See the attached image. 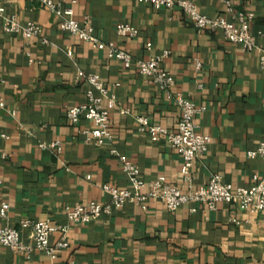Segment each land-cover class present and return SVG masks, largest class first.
Masks as SVG:
<instances>
[{"label":"crops","instance_id":"obj_1","mask_svg":"<svg viewBox=\"0 0 264 264\" xmlns=\"http://www.w3.org/2000/svg\"><path fill=\"white\" fill-rule=\"evenodd\" d=\"M55 1L71 7L76 19L89 18L100 40L133 58L168 50L160 66L173 75L174 85L162 90L136 69L108 58L106 50L60 30L58 17L38 0H0L5 7L0 16V98L5 103L0 107V206L8 205L0 223L18 228L28 241L30 230L20 228V221L48 220L67 226L68 241L54 262L38 250L14 252L0 245V264H264V211L223 202L214 210L197 203L194 211L190 204L170 211L161 200L149 199L146 209L125 203L87 223L65 215V208L77 202L107 201L103 184L130 187L120 156L134 163L145 180L163 175L182 185L181 156L165 137L152 140L140 132L135 120L145 116L175 131L176 93L204 107L194 123L211 137L194 161L195 187L214 174L243 187L253 184L254 175L262 176V161L249 158L247 151L264 140V0H229L233 12L253 14L251 50L227 41L219 29L195 27L178 6L156 10L138 0ZM191 1L203 15L233 19L222 0ZM9 17L21 25L37 23L41 34L26 39L6 32L2 26ZM120 23L136 27L137 35L119 36ZM78 71L98 74L115 96L108 145L84 142L82 130L91 123L84 118L72 123L66 116L69 107L85 100L86 83L77 79ZM55 140L63 146L59 154L39 146ZM57 238L58 233L50 235L51 242Z\"/></svg>","mask_w":264,"mask_h":264},{"label":"built area","instance_id":"obj_2","mask_svg":"<svg viewBox=\"0 0 264 264\" xmlns=\"http://www.w3.org/2000/svg\"><path fill=\"white\" fill-rule=\"evenodd\" d=\"M38 1L58 17L60 30L78 40L88 42L98 49L106 50L108 58L118 60L126 69H136L140 74L149 77L162 90L170 91L174 85L173 75L160 66L163 58L168 55V50H163L160 54H153L147 58H133L127 51L117 48L113 42L100 40L94 34L89 18L76 19L71 7H62L55 0ZM138 1L149 3L156 10L178 6L192 20L195 27L210 30L219 29L227 41L239 44L246 50L255 47V36L250 29L253 14L242 11L233 12L229 0L222 1L227 5L228 11L232 12V20L203 15L191 0ZM4 10L5 7L0 4V16ZM2 27L6 32L20 33L26 39L41 34V27L37 23L27 22L25 25H21L13 17L5 19ZM116 32L119 36L134 37L137 35L138 29L128 23H120L116 26ZM146 48H151V42L146 43ZM71 53V50H67L68 55ZM260 62L264 67V51L260 56ZM76 77L77 79L82 78L86 83L85 100L69 107L66 110V116L72 123H77L81 118L91 123V127L82 130L84 142L95 146L108 145L112 142L109 114L117 105L115 96L98 74H85L78 71ZM174 99L179 107L175 131H168L159 124L151 123L145 116H136L135 120L140 132L148 133L152 140L165 137L181 156L182 185L169 183L163 175H159L153 180H145L134 163L120 156L122 170L128 177L130 187L118 188L103 184L102 188L109 199L107 201L77 202L73 206H67L65 215L69 221L87 223L104 215H110L114 209L122 207L125 203H133L146 209L149 199L161 200L166 209L170 211L176 210L184 204H190L191 210L194 211L193 205L197 203L214 210L220 202L234 204L241 210L264 211V140H260L254 149L247 151L249 158H259L263 163V174L261 177L254 175L252 185L249 187L233 186L223 182L220 175L214 174L207 184L195 187L192 183L194 161L207 150L211 142L210 135L201 132L194 123V116L204 107H198L193 100L180 93H176ZM4 104V100L0 98V107H4ZM122 112L128 113L127 110ZM39 146L43 149H52L58 154L63 149L62 143L58 140L49 143L42 142ZM110 152L116 153V150L110 149ZM146 187L148 189L144 191L143 189ZM7 211L8 205L1 204L0 217L5 218ZM20 228L30 230L28 241L21 237L18 228L0 223V245L14 252L29 253L32 250H38L47 255L52 262L56 260L57 253L68 246L67 226L52 224L48 220L23 219L20 221ZM53 233H58V238L51 242L50 235Z\"/></svg>","mask_w":264,"mask_h":264}]
</instances>
